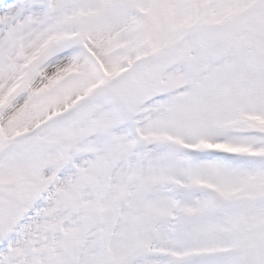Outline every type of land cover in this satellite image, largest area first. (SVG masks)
Here are the masks:
<instances>
[{
	"label": "snow or ice",
	"instance_id": "6c2138e0",
	"mask_svg": "<svg viewBox=\"0 0 264 264\" xmlns=\"http://www.w3.org/2000/svg\"><path fill=\"white\" fill-rule=\"evenodd\" d=\"M0 264H264V0H0Z\"/></svg>",
	"mask_w": 264,
	"mask_h": 264
}]
</instances>
